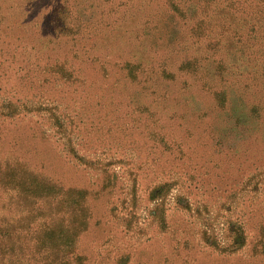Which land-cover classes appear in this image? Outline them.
Here are the masks:
<instances>
[{
	"label": "rangeland",
	"instance_id": "374dc122",
	"mask_svg": "<svg viewBox=\"0 0 264 264\" xmlns=\"http://www.w3.org/2000/svg\"><path fill=\"white\" fill-rule=\"evenodd\" d=\"M13 170L84 196L83 264H264V0H0V211Z\"/></svg>",
	"mask_w": 264,
	"mask_h": 264
},
{
	"label": "trees",
	"instance_id": "16d2710c",
	"mask_svg": "<svg viewBox=\"0 0 264 264\" xmlns=\"http://www.w3.org/2000/svg\"><path fill=\"white\" fill-rule=\"evenodd\" d=\"M170 3L174 5L173 1ZM174 9L182 16L183 9L177 6ZM206 19L207 16L200 17L192 29L200 31V39L205 37ZM208 44L215 46L211 52L215 54L218 39L214 34ZM202 61L204 58H196L185 65L190 73L197 74ZM202 64L205 67V61ZM133 71L145 70L138 65ZM159 71L158 75L166 72L164 68ZM152 73L157 74L153 67L146 76ZM10 183L14 195L0 211V264H83L85 258L77 252L76 242L88 226L89 211L84 196L62 190L27 171L13 170ZM162 194L156 188L150 198L155 200ZM235 243L240 242L237 239Z\"/></svg>",
	"mask_w": 264,
	"mask_h": 264
}]
</instances>
